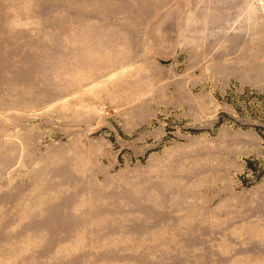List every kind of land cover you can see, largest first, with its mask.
Listing matches in <instances>:
<instances>
[{
	"label": "rangeland",
	"instance_id": "1",
	"mask_svg": "<svg viewBox=\"0 0 264 264\" xmlns=\"http://www.w3.org/2000/svg\"><path fill=\"white\" fill-rule=\"evenodd\" d=\"M0 264H264V0H0Z\"/></svg>",
	"mask_w": 264,
	"mask_h": 264
}]
</instances>
